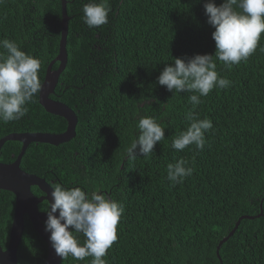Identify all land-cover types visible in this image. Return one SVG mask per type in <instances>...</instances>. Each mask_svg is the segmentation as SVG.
<instances>
[{
    "label": "trees",
    "instance_id": "obj_1",
    "mask_svg": "<svg viewBox=\"0 0 264 264\" xmlns=\"http://www.w3.org/2000/svg\"><path fill=\"white\" fill-rule=\"evenodd\" d=\"M65 2L67 64L51 98L76 114L75 137L58 146L30 144L21 170L50 185H86L87 191L103 192L124 206L117 240L103 257L106 264H220L216 246L241 216L254 219L242 220L221 245L222 264H264V33L247 61L230 70L216 61L218 74L231 84L200 97L193 109L188 100L193 93L169 92L157 77L173 58L214 55L206 0H109L108 23L92 29L83 22L82 7L99 0ZM60 22L61 0H0V40L16 42L41 61V84L59 53ZM38 95L21 120L0 123V139L66 130V121L47 113ZM166 103L167 108L161 106ZM189 110L210 119L213 129L205 133L203 150L190 145L178 151L171 143L188 127ZM142 116L155 117L165 127V139L149 156L131 160L125 152L139 134L135 122ZM20 149L19 142H5L0 162H13ZM179 160L187 161L193 173L173 186L167 165ZM32 192L42 195L36 187ZM14 200L0 190L3 249ZM46 254L25 218L17 264H43ZM91 259L69 256L60 264H90Z\"/></svg>",
    "mask_w": 264,
    "mask_h": 264
},
{
    "label": "clouds",
    "instance_id": "obj_2",
    "mask_svg": "<svg viewBox=\"0 0 264 264\" xmlns=\"http://www.w3.org/2000/svg\"><path fill=\"white\" fill-rule=\"evenodd\" d=\"M206 23L214 28L211 37L215 42L214 55L195 54L192 57L173 58L157 77V83L169 92H190L188 97L193 109L214 88L226 89L231 82L217 72V63L231 69L256 51L261 34L264 33V0H214L203 4ZM111 11L109 0L90 2L82 7L83 22L89 28H99L108 23ZM0 123L21 120L28 112L27 105L34 102L42 90L39 79L41 61L8 39L0 40ZM264 51V47L260 49ZM167 108L168 105L162 104ZM189 122L185 131L172 141L171 147L182 151L190 145L197 150L205 147V133L213 129L210 119H199L189 110L185 114ZM165 127L153 116H142L135 122L138 135L131 140L125 155L135 160L149 156L154 146L165 139ZM187 161L167 165V179L176 185L193 173L186 167ZM51 202L43 211L47 219L44 230L55 254L62 260L71 256L82 261L91 257L90 264H106L105 255L117 240L116 228L124 213V206L103 192L87 191L85 185L65 187L60 183L50 186ZM58 212V215L56 214ZM83 238V241H81Z\"/></svg>",
    "mask_w": 264,
    "mask_h": 264
},
{
    "label": "water",
    "instance_id": "obj_3",
    "mask_svg": "<svg viewBox=\"0 0 264 264\" xmlns=\"http://www.w3.org/2000/svg\"><path fill=\"white\" fill-rule=\"evenodd\" d=\"M60 28L61 36L59 42V53L46 68L45 77L42 82V90L38 95V102L47 113L64 119L66 121V130L59 134L41 132L11 133L0 139V150L7 141H15L21 144L20 152L13 162H0V190L12 193L15 198L7 246L5 249L0 246V264L18 263V249L24 230L25 218L29 220L32 228L40 236L47 247V254L43 264L61 263V258L55 254L54 249L51 247L48 238L50 233L44 230V222L47 219L46 212L40 211L38 207L39 204L43 202H51V185L44 178L26 173L20 168L21 159L30 144L41 143L58 146L69 142L75 137V128L77 125L76 114L65 103L51 98L54 95V90L58 83L59 76L64 71L67 64L66 45L68 17L66 13L65 0H61ZM55 63L59 64L58 68L52 69V66ZM32 187H36L42 195L36 196L32 192ZM56 214L58 215V212ZM244 219H254V217H239L234 228L216 246V256L220 264H222L219 256V249L221 245L233 235L240 222Z\"/></svg>",
    "mask_w": 264,
    "mask_h": 264
}]
</instances>
